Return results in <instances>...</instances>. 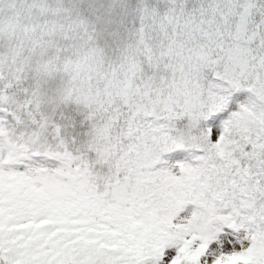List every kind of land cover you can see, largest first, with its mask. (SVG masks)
Here are the masks:
<instances>
[{"label": "snow or ice", "instance_id": "1", "mask_svg": "<svg viewBox=\"0 0 264 264\" xmlns=\"http://www.w3.org/2000/svg\"><path fill=\"white\" fill-rule=\"evenodd\" d=\"M0 264H264V0H0Z\"/></svg>", "mask_w": 264, "mask_h": 264}]
</instances>
